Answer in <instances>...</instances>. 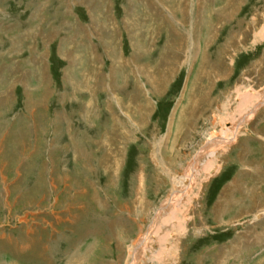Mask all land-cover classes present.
I'll return each instance as SVG.
<instances>
[{
    "label": "rangeland",
    "instance_id": "rangeland-1",
    "mask_svg": "<svg viewBox=\"0 0 264 264\" xmlns=\"http://www.w3.org/2000/svg\"><path fill=\"white\" fill-rule=\"evenodd\" d=\"M0 68V264H264V0H0Z\"/></svg>",
    "mask_w": 264,
    "mask_h": 264
},
{
    "label": "bare ground",
    "instance_id": "bare-ground-1",
    "mask_svg": "<svg viewBox=\"0 0 264 264\" xmlns=\"http://www.w3.org/2000/svg\"><path fill=\"white\" fill-rule=\"evenodd\" d=\"M1 70H2V68H0V72H1ZM4 78L2 79L3 81H4ZM10 82H11V80H10ZM248 90L242 92L239 89H237V95L239 97V101H238V103H239V109L238 110L241 112V115L240 116L238 115L239 118L237 116L238 120H233V121L232 120L231 121L228 120L227 117H225V116H222L221 118L218 117L219 123H221L220 124L221 126H220L219 130H215L214 132L210 133L208 138H210V139L212 137H219V138L218 139H214V138L211 139L210 144H208L205 147V149L197 157L198 158L197 159L198 160L197 162H199V159L208 150L213 151L215 149L217 150L218 148H221L222 149V148H225L227 146L232 145V143H234L233 141L237 138V135L239 133H241V131H242V130H240V127L243 125V123H245L246 121H248L247 119H249L253 114H255V112H256V105L255 104H257V102L259 101V100H257V98H258V96L261 93L260 92L255 93V92H253V90H250L251 92L249 93ZM223 105L224 104H222V106ZM222 110H224L223 115H225V114L228 115L229 114L228 109L226 108V106ZM232 113H233V110H232ZM232 113H231V115H232ZM252 118H253V116H252ZM227 122H230L229 127H225V124ZM222 137H223V139H220ZM215 142L216 143L219 142V143L216 144ZM155 152H157L159 154V152H160V143H156L155 148H154V154H155V157H156L157 156V153H155ZM215 156H216V154H215ZM218 156H216V157L218 158ZM193 161H194V159L188 163V165L186 167L185 173L183 175L180 174L182 176H180L179 174H175L173 172H170L167 169V167L164 165L166 167V169L164 168V170H165L166 174L168 175V177L170 178V181L172 182V184H171L170 190H169L166 198L164 199V201L161 203V205L159 207L160 209L161 208L163 209V207H165V210L163 209L162 212L161 211H158V212L155 213L154 221L151 224L152 227H150L152 229V232L154 231V228L156 227V223L159 222L158 219H160V220L162 219V218H159V217H161V215H163V214H165V213H167V212H169L171 210L172 212H170L167 216L165 215L163 220L165 221V223H167L170 226V228H172L176 232L178 231V236H183L185 234L186 231L184 229V224H183V221L182 220H183L184 214H185L188 206L186 204L187 203V200L186 199L184 200V197L187 198V196H185V195L188 192L190 186L195 181V176H196V173H197V171H196L197 162H195L194 166L191 167V164L193 163ZM205 168H203V169H205ZM208 168H210V167H207V170H208ZM214 171H215V169H214ZM164 221H162V222H164ZM167 224H164V226L167 225ZM156 231H158V229ZM149 233H151V232H149ZM148 240H149L148 239V235L146 237H144V238H141V236H140L139 239L136 242H134V244L131 246V248L129 250V259L131 258L132 252H133V256H132L133 261L131 262V264H134V262H135V260L137 258V254L140 252L141 248H143V246L147 243ZM140 242L142 243V245H140V247H139V243ZM177 242H178V240L175 243V249H177ZM172 247L174 248V246H172ZM173 248H171V253H172Z\"/></svg>",
    "mask_w": 264,
    "mask_h": 264
}]
</instances>
